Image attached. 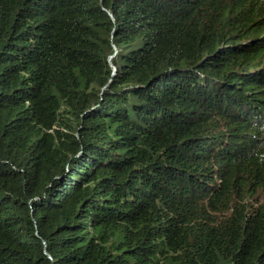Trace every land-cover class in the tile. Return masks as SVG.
Masks as SVG:
<instances>
[{"label":"trees","instance_id":"1","mask_svg":"<svg viewBox=\"0 0 264 264\" xmlns=\"http://www.w3.org/2000/svg\"><path fill=\"white\" fill-rule=\"evenodd\" d=\"M0 264H264V0H0Z\"/></svg>","mask_w":264,"mask_h":264},{"label":"bare ground","instance_id":"2","mask_svg":"<svg viewBox=\"0 0 264 264\" xmlns=\"http://www.w3.org/2000/svg\"><path fill=\"white\" fill-rule=\"evenodd\" d=\"M31 109V108H30ZM22 114V113H21ZM29 115V114H28ZM24 122V121H23ZM140 122V121H139ZM110 147V146H109Z\"/></svg>","mask_w":264,"mask_h":264}]
</instances>
